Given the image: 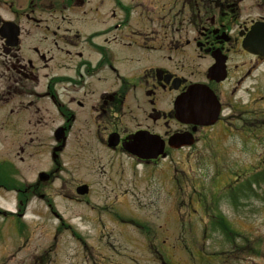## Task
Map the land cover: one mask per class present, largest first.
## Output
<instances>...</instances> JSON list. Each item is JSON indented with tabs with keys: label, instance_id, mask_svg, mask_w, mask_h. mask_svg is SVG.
I'll use <instances>...</instances> for the list:
<instances>
[{
	"label": "flooded vegetation",
	"instance_id": "1",
	"mask_svg": "<svg viewBox=\"0 0 264 264\" xmlns=\"http://www.w3.org/2000/svg\"><path fill=\"white\" fill-rule=\"evenodd\" d=\"M15 1L0 0V158L19 181L0 194L12 192L17 210L40 199L61 220L55 197L124 194L139 175L173 177L163 162L194 158L213 132L249 139L264 128L253 79L264 50L248 49L264 46V0ZM255 139L264 144L262 133ZM257 151L251 190L264 174ZM84 165L89 179L75 182Z\"/></svg>",
	"mask_w": 264,
	"mask_h": 264
},
{
	"label": "rangeland",
	"instance_id": "2",
	"mask_svg": "<svg viewBox=\"0 0 264 264\" xmlns=\"http://www.w3.org/2000/svg\"><path fill=\"white\" fill-rule=\"evenodd\" d=\"M263 73L264 65L253 78L261 91ZM255 99L256 106L263 107L264 94ZM263 130L256 129L249 139L235 128L211 133L201 151L191 150L197 154L194 158L183 160L182 153H176L173 162H163L173 167V177L144 179L139 166L135 186L128 185L124 194L116 187L106 199L96 189L79 202L55 197L53 210L61 220L44 202L34 199L22 224L9 214L15 212L12 192L3 198L0 194V264H264V177L251 198L246 195L238 200L240 191L230 193L238 186L234 178H239V184L245 181L242 177L248 176L247 166L257 150L264 152V144L255 139L260 133L264 138ZM4 132L0 129V156L5 153ZM251 145L256 149H250ZM86 168L90 169L86 165L79 168L75 182L89 179L91 172ZM122 168L127 169L126 165ZM164 178L169 182L174 178V186ZM18 181L8 158H0V187ZM100 181L103 184L105 178ZM239 202L243 206L237 207ZM165 211L169 217L163 220ZM217 211L224 217L221 222H228V232L212 227L211 217L217 218ZM148 226L151 237L149 232L146 237Z\"/></svg>",
	"mask_w": 264,
	"mask_h": 264
},
{
	"label": "water",
	"instance_id": "3",
	"mask_svg": "<svg viewBox=\"0 0 264 264\" xmlns=\"http://www.w3.org/2000/svg\"><path fill=\"white\" fill-rule=\"evenodd\" d=\"M249 49H251L252 51H259V47L258 46H255L254 44H252L251 48H249ZM141 146L142 145L139 146V149L142 148ZM127 149L129 151H132L133 153H136V154L139 153L138 152L139 151L138 150V147L136 145L130 144V145L127 146ZM79 190H80L81 193H83V192L86 191V187L85 186H82V187L79 188Z\"/></svg>",
	"mask_w": 264,
	"mask_h": 264
}]
</instances>
